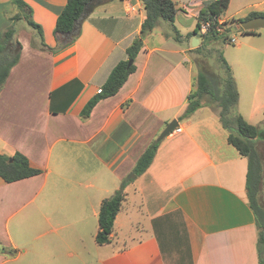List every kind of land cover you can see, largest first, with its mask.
Wrapping results in <instances>:
<instances>
[{
  "label": "crops",
  "instance_id": "obj_1",
  "mask_svg": "<svg viewBox=\"0 0 264 264\" xmlns=\"http://www.w3.org/2000/svg\"><path fill=\"white\" fill-rule=\"evenodd\" d=\"M99 1L53 51L67 0H0V36L27 11L46 46L25 22L19 61L0 91V155L19 153L41 171L13 183L0 178V264H258L247 159L228 143L215 107L201 105L178 122L181 132L165 137L149 168L132 178L142 153L186 108L198 74L191 42L202 41L193 34L197 16L216 0H172L180 40L159 22L124 85L84 119L145 18L140 0ZM251 13L264 14V0H230L219 22ZM239 43L224 60L238 93L234 112L264 132V45ZM254 143L264 165V139ZM124 180L111 241L98 245L101 202ZM261 195L264 202V174Z\"/></svg>",
  "mask_w": 264,
  "mask_h": 264
},
{
  "label": "trees",
  "instance_id": "obj_2",
  "mask_svg": "<svg viewBox=\"0 0 264 264\" xmlns=\"http://www.w3.org/2000/svg\"><path fill=\"white\" fill-rule=\"evenodd\" d=\"M140 1L145 9V18L141 24L140 35L127 48V59L121 61L113 68L103 85L101 93L91 99L85 106L81 115L84 119L89 116L98 101L114 96L124 85L129 75L135 70L134 61L141 49L143 37L151 33L159 22L167 23L170 26L173 39L176 41L180 40L177 30L173 26L176 8L172 0ZM229 1L216 0L210 2L199 12L196 30L193 34H199L202 41L199 46L193 49L194 52L208 44L227 43L229 30L243 20L257 17L264 19V14L251 13L244 19L219 22V18L227 9ZM87 2L89 0H67L56 21L54 35L57 39V47L52 49L53 51L64 47L61 44V36L72 30L73 23L79 18ZM14 3L19 7H25V4L21 1H15ZM29 18V16L26 18L27 25L39 38L40 46L46 48L42 40L41 28ZM203 23H208V29L205 34H200V27ZM239 32L244 35L258 34L257 30ZM20 50L21 46L17 40V30L13 25L0 36V91L11 69L19 61ZM219 60L220 72L218 76L198 72L194 88L187 96L186 108L177 119V122L189 119L201 107L205 97L208 99L207 105L218 110L219 122L228 132V143L235 148L240 156L247 159L245 190L248 206L253 214L254 224L257 229L258 264H264V202L261 197L264 165L255 149L254 143L258 139H264V132L255 126L247 124L240 115L234 112L238 102V93L229 67L221 56H219ZM160 143L161 141L153 140L139 157L133 169V174L136 177L141 176L149 168ZM40 173V170L31 167L28 160L19 153H15L12 156L0 155V178L5 183H13ZM127 183V180L122 181L119 189L101 202L98 213V229L95 234V242L98 245L108 244L111 241L114 221L125 199L124 189Z\"/></svg>",
  "mask_w": 264,
  "mask_h": 264
},
{
  "label": "rangeland",
  "instance_id": "obj_3",
  "mask_svg": "<svg viewBox=\"0 0 264 264\" xmlns=\"http://www.w3.org/2000/svg\"><path fill=\"white\" fill-rule=\"evenodd\" d=\"M13 18L14 19L12 23L15 29L17 30V32H19L21 27H24L23 28L24 32L25 31L29 32L30 29L25 24L26 18H28L27 11L20 10V13H18V15L14 16ZM257 31L260 34H262L261 37L260 36L259 37L244 36V34H242L239 31L230 32L228 34V37L230 39H233V38L237 39V43L235 44L234 43L233 44L217 43L214 45L208 44L207 46H203L200 50L195 51L194 56H193V64H195V66L197 67V72H202V73H205L207 75H212V76H218L220 72L219 56H222L224 60H226L227 58L231 59L236 54L237 48L240 45L239 42L241 40L249 38L250 40H253L254 42H261L260 43L261 46L264 45V28L258 29ZM207 102H208V99L207 97H205L202 105L208 106ZM260 117H261L262 122L259 125L260 127H262L264 126V123H263L264 114L262 113ZM261 149H263L261 151V154L264 160V147H262Z\"/></svg>",
  "mask_w": 264,
  "mask_h": 264
},
{
  "label": "water",
  "instance_id": "obj_4",
  "mask_svg": "<svg viewBox=\"0 0 264 264\" xmlns=\"http://www.w3.org/2000/svg\"><path fill=\"white\" fill-rule=\"evenodd\" d=\"M100 4L101 3L99 0H89V2H87V4L84 5L79 18L73 23L72 30L65 35V41H70L79 32L80 26L84 21V19ZM261 28H264V19L261 17H257V18L241 21L237 26L231 28L229 30V33L234 31H255ZM198 42H199L198 36H195L191 42V46L193 48H196ZM177 127H178L177 120H172L163 129V131L159 134L156 140L162 141L165 137L170 135ZM132 178H135L134 174H132Z\"/></svg>",
  "mask_w": 264,
  "mask_h": 264
},
{
  "label": "built area",
  "instance_id": "obj_5",
  "mask_svg": "<svg viewBox=\"0 0 264 264\" xmlns=\"http://www.w3.org/2000/svg\"><path fill=\"white\" fill-rule=\"evenodd\" d=\"M207 29H208V23H203L201 24V27H200V34H205L207 32ZM235 42L234 39H228L227 40V43H230V44H233ZM98 93L100 94L101 93V90L98 91ZM181 132V128L178 126L175 130H174V133H180Z\"/></svg>",
  "mask_w": 264,
  "mask_h": 264
}]
</instances>
